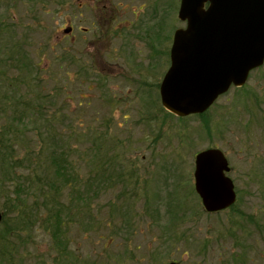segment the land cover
<instances>
[{"label":"rangeland","instance_id":"1","mask_svg":"<svg viewBox=\"0 0 264 264\" xmlns=\"http://www.w3.org/2000/svg\"><path fill=\"white\" fill-rule=\"evenodd\" d=\"M96 1L0 0V127L13 122L24 135L19 162L28 153L34 161L47 143L38 139L52 134L51 150L68 164L56 182L63 203L86 199L93 215L70 223L76 257L195 264L197 251L213 245L197 264H222L241 254L230 247L238 239L254 247L244 259L264 264V65L205 115L181 121L159 92L174 33L186 27L181 0ZM69 23L76 38L65 37ZM210 147L226 154L238 193L217 214L194 188L195 155ZM41 226L18 234L15 264H52V237Z\"/></svg>","mask_w":264,"mask_h":264},{"label":"water","instance_id":"2","mask_svg":"<svg viewBox=\"0 0 264 264\" xmlns=\"http://www.w3.org/2000/svg\"><path fill=\"white\" fill-rule=\"evenodd\" d=\"M179 19L187 26L175 32L160 93L164 108L184 117L204 113L264 64V0H181ZM195 165V189L205 209L233 205L236 193L223 152L202 151Z\"/></svg>","mask_w":264,"mask_h":264},{"label":"trees","instance_id":"3","mask_svg":"<svg viewBox=\"0 0 264 264\" xmlns=\"http://www.w3.org/2000/svg\"><path fill=\"white\" fill-rule=\"evenodd\" d=\"M64 80L65 83L68 82L66 77ZM63 101H67L64 94ZM28 108L32 109L31 105ZM23 137L13 122L6 121L5 125L0 127V143H3L0 145V209L3 211L0 264H15L12 253L16 249L18 234L29 230V227L33 228L39 221L42 222L44 232L52 237L51 250L55 253L52 264H86V258L83 257L80 261L71 249L72 235L69 228L70 223L76 222L75 216H92L93 220L90 203L86 199L81 203H63V188H57L56 182L66 174L68 164L62 157H56L51 150L49 143L53 136L50 132H47L45 138L38 139L39 142L47 143L34 161L33 156L28 153L26 158L19 162L22 159L19 151ZM33 166H36V169H30ZM30 170L40 171L45 178L31 180L22 175ZM48 179L53 181L50 183ZM65 185L68 189L71 187V181L65 183L64 187ZM88 188L92 190L93 186L89 185ZM65 215L66 217H63ZM88 225L90 229L94 228L91 222ZM95 231L91 230L92 233ZM108 259L109 257H106V264Z\"/></svg>","mask_w":264,"mask_h":264},{"label":"flooded vegetation","instance_id":"4","mask_svg":"<svg viewBox=\"0 0 264 264\" xmlns=\"http://www.w3.org/2000/svg\"><path fill=\"white\" fill-rule=\"evenodd\" d=\"M97 3H99L100 2V0H97L96 1ZM144 6V5H143ZM107 9H109L108 7L109 6H105ZM112 11V10H111ZM94 25V24H93ZM93 25L91 26V27H93ZM69 28L71 29V36L72 37H74V38H76L77 37V33H75V29H76V27H75V25L73 24V23H69ZM79 29H82V31L84 32V33H87V32H89L90 30H92L91 28H82V27H78ZM250 225H252V224H250ZM260 231H262L261 229H260ZM263 232V231H262ZM250 236H248V238H249ZM245 244V243H244ZM244 244H239V242H238V239H237V241H236V243H234L233 245H231L230 247L232 248V249H234V248H237L238 250H240L241 251V254H237V255H233V254H229L228 255V257H227V260H226V262H224V263H222V264H250L251 262H252V259L251 258H249V259H244V253H246L247 255H249V253L250 252H254V250H253V246L251 245V244H249L248 245V250H246V245H244ZM203 245H205V244H203ZM217 247H218V245H217ZM212 248H214V246L213 245H211V246H207V247H203L202 248V250L201 251H197V254H198V256L196 257V260H195V264H197V263H200V261H202V260H205L206 258H207V254H208V252L212 249ZM249 251V252H248ZM204 255V256H203ZM202 256V257H201ZM243 257V258H242ZM171 262V261H170ZM172 262H176V261H172ZM168 263V262H167ZM179 263V262H178ZM194 264V263H193Z\"/></svg>","mask_w":264,"mask_h":264}]
</instances>
